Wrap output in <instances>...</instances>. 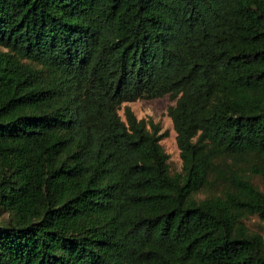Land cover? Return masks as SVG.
<instances>
[{"label":"trees","instance_id":"trees-1","mask_svg":"<svg viewBox=\"0 0 264 264\" xmlns=\"http://www.w3.org/2000/svg\"><path fill=\"white\" fill-rule=\"evenodd\" d=\"M0 49V264H264V0H0ZM166 95L174 175L119 115Z\"/></svg>","mask_w":264,"mask_h":264},{"label":"rangeland","instance_id":"rangeland-1","mask_svg":"<svg viewBox=\"0 0 264 264\" xmlns=\"http://www.w3.org/2000/svg\"><path fill=\"white\" fill-rule=\"evenodd\" d=\"M174 105L175 100L166 95L152 100H138L123 104L119 111L120 117L123 118V109L127 106L133 112L136 119L143 121L148 128L152 124L155 128L159 129V135H162L160 145L169 157V167L173 175L181 172V160L175 141L176 134L173 130L171 119L167 114L168 108ZM252 181L263 189V181L260 178L253 177ZM204 197V193H199L197 196L199 199ZM246 224L251 230L261 234L264 242V222L259 221L257 218H251Z\"/></svg>","mask_w":264,"mask_h":264}]
</instances>
